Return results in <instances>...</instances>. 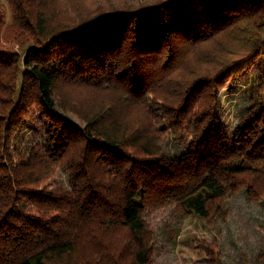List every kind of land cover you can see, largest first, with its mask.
<instances>
[{
  "label": "trees",
  "instance_id": "1",
  "mask_svg": "<svg viewBox=\"0 0 264 264\" xmlns=\"http://www.w3.org/2000/svg\"><path fill=\"white\" fill-rule=\"evenodd\" d=\"M3 1L0 264H154L149 214L220 231L234 196L264 205V0ZM258 62L229 134L219 91ZM166 134L182 150L165 153ZM179 226L165 228L175 244Z\"/></svg>",
  "mask_w": 264,
  "mask_h": 264
},
{
  "label": "rangeland",
  "instance_id": "2",
  "mask_svg": "<svg viewBox=\"0 0 264 264\" xmlns=\"http://www.w3.org/2000/svg\"><path fill=\"white\" fill-rule=\"evenodd\" d=\"M0 5H5L0 0ZM6 24L0 31V41L4 45H13L15 35L11 11L5 5ZM91 48V47H90ZM90 48L82 52H89ZM260 63L245 71L233 81L225 84L219 91L221 108L218 115V125L229 134L235 135L237 125L245 111L247 90L258 75ZM47 122L40 109H36L24 129V139L28 143H38L43 139V131ZM180 143L174 141L168 134L163 140L165 153L173 154L182 150ZM56 183L69 188L68 176L59 172ZM232 217L221 230L210 228L196 217L183 220L181 224L171 217V210L164 209L149 214L148 221L159 235L158 251L154 264H211L209 250L200 242L206 241L219 246V257L223 264H255V258L264 250V205L248 204L245 193L234 196L230 201ZM180 225L177 243L168 236L165 228ZM194 240L199 242L194 243Z\"/></svg>",
  "mask_w": 264,
  "mask_h": 264
}]
</instances>
